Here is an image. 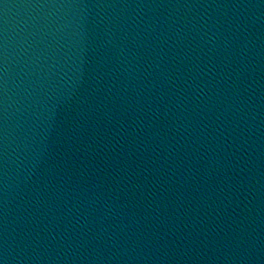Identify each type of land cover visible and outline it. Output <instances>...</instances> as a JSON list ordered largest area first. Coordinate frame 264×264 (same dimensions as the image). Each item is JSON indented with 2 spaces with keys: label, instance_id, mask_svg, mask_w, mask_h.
Masks as SVG:
<instances>
[{
  "label": "water",
  "instance_id": "obj_1",
  "mask_svg": "<svg viewBox=\"0 0 264 264\" xmlns=\"http://www.w3.org/2000/svg\"><path fill=\"white\" fill-rule=\"evenodd\" d=\"M0 264H264V0H0Z\"/></svg>",
  "mask_w": 264,
  "mask_h": 264
}]
</instances>
